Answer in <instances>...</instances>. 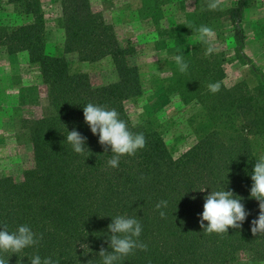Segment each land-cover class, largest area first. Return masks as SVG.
Segmentation results:
<instances>
[{"label": "trees", "instance_id": "16d2710c", "mask_svg": "<svg viewBox=\"0 0 264 264\" xmlns=\"http://www.w3.org/2000/svg\"><path fill=\"white\" fill-rule=\"evenodd\" d=\"M208 2L195 0L196 9L189 12L179 36H198L201 25L214 30L226 22L235 57L244 59L241 21L249 0H237L224 10H209ZM60 4L57 23L64 40L60 52L51 54L40 0H0V54L25 53L47 98L41 117L22 120L32 166L17 178L0 174V226L12 232L26 224L43 234L38 245L8 254V264H30L34 255L59 264H101L100 249L111 251L108 225L118 215L141 223L139 240L147 245V251L135 249L119 264L264 263V234L251 232L259 202L250 197L251 174L264 152V78L254 87L244 81L226 87L224 52L206 56L207 45L199 40L182 44L179 55L188 69L181 73L177 65L165 91L189 108L187 123L194 142L174 157L157 120L133 122L125 110V103L143 91L134 45L120 44L113 27L91 11L89 0ZM147 4L155 10L160 3ZM7 15L29 22L10 23ZM69 54L89 63L110 58L115 81L94 84L87 72L71 69ZM215 82L221 87L212 93L208 85ZM88 103L115 109L132 133L144 134L145 147L110 167V146L105 152L98 134L85 123L83 107ZM73 129L87 137L82 154L66 140ZM224 188L242 198L250 215L239 229L206 234L199 222L205 197ZM161 200H167L168 207L158 210Z\"/></svg>", "mask_w": 264, "mask_h": 264}, {"label": "rangeland", "instance_id": "374dc122", "mask_svg": "<svg viewBox=\"0 0 264 264\" xmlns=\"http://www.w3.org/2000/svg\"><path fill=\"white\" fill-rule=\"evenodd\" d=\"M237 0H222L221 9L235 5ZM148 0H89L92 12L100 14L110 24L120 44L135 47L133 61L139 69L142 95L125 103V110L136 122L153 118L161 125L165 143L174 157H178L194 142L187 115L189 108L176 96H169L166 87L177 64L174 57L182 44L198 40V36L182 38L178 30L186 24L189 12L196 9L195 0H159L151 10ZM44 13L47 49L51 54L60 52L64 33L58 26L62 14L60 0H40ZM8 22L28 23L7 15ZM214 28L212 45L215 52H224L226 87L241 81L254 87L264 78V0H249L244 10L241 27L244 31V59L234 54L230 26L222 23ZM73 71H85L97 85L115 81L110 58L79 62L76 54H69ZM47 98L36 69L29 65L25 53L0 54V174L19 177L32 166L31 145L22 126L23 119L39 118L45 111ZM264 156V152L260 153ZM264 264V263H244Z\"/></svg>", "mask_w": 264, "mask_h": 264}, {"label": "clouds", "instance_id": "9594fccd", "mask_svg": "<svg viewBox=\"0 0 264 264\" xmlns=\"http://www.w3.org/2000/svg\"><path fill=\"white\" fill-rule=\"evenodd\" d=\"M221 3L222 0H209L207 8L217 10ZM197 32L198 40L207 45L205 55H211L216 51L212 45L214 30L201 25ZM174 59L178 65V70L181 73L186 72L188 64L183 56L178 54ZM220 87V82L208 85L212 93L218 92ZM83 115L92 134H98L99 143L105 148V152L110 146L113 155L108 161V165L112 168L118 167L122 156H134L138 150L143 149L146 145L144 134L132 133L126 122L120 119L119 113L115 109L109 110L106 107L88 103L83 107ZM66 140L77 154H82L87 149V137L75 129L68 132ZM251 180L253 183L250 189V197L259 202L258 218L251 222V232L256 236L257 234H264V156L256 161ZM241 200L242 198L236 196L232 190H225V188L211 190L205 197L204 210L200 214V227L206 234L215 233L217 235L227 234L229 228H241L243 222L250 215ZM167 207V200H161L156 204L158 210ZM160 216L164 218L166 216L165 211L161 210ZM205 221L208 222L207 226L204 224ZM0 228H2L0 230V264H8V258L12 254L21 253L26 248L38 245L43 239V234L37 235L26 224L18 226L12 232L8 230L7 225H2ZM108 230L111 234L109 238L111 251H107L103 247L100 249L98 255L101 258V264H119L124 257L133 253L135 249L147 251V245L139 240L142 225L136 218L118 215L112 218ZM6 255L7 259L4 258ZM30 264H59V261L53 260L51 257L41 258L40 255H34L30 259ZM88 264H91V261Z\"/></svg>", "mask_w": 264, "mask_h": 264}]
</instances>
